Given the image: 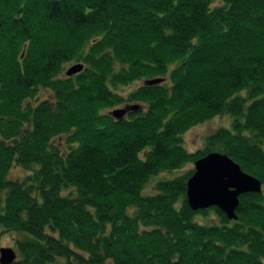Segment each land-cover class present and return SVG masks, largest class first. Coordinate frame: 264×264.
<instances>
[{"label":"trees","instance_id":"1","mask_svg":"<svg viewBox=\"0 0 264 264\" xmlns=\"http://www.w3.org/2000/svg\"><path fill=\"white\" fill-rule=\"evenodd\" d=\"M215 2L0 0V238L16 235L12 264H264V0ZM225 115L230 128L185 148L189 130ZM213 152L262 183L239 197L236 220L189 206L194 170L180 172Z\"/></svg>","mask_w":264,"mask_h":264},{"label":"water","instance_id":"2","mask_svg":"<svg viewBox=\"0 0 264 264\" xmlns=\"http://www.w3.org/2000/svg\"><path fill=\"white\" fill-rule=\"evenodd\" d=\"M84 69L77 64L67 71V76L78 74ZM163 79L148 81V85L160 84ZM138 106L118 109L113 116L122 120L128 112L137 111ZM262 183L245 173L229 156L219 152L209 153L195 162L194 174L187 182V199L196 212L212 207L220 209L229 220H236L239 197L247 193H260ZM17 258L12 248L0 249V264H12Z\"/></svg>","mask_w":264,"mask_h":264},{"label":"rangeland","instance_id":"3","mask_svg":"<svg viewBox=\"0 0 264 264\" xmlns=\"http://www.w3.org/2000/svg\"><path fill=\"white\" fill-rule=\"evenodd\" d=\"M215 4H218L217 0ZM145 84V81H140L137 83H134L133 85H130L128 87H124L122 89H119V93L122 95L126 96L130 92L138 89L139 87L143 86ZM264 97V94L262 95ZM130 105H133V103H130ZM123 108V107H122ZM231 122H232V117L225 115V116H218L215 117L214 119L196 126L189 130L186 135L184 136V146L189 152H195L200 149H204L206 146L205 139L207 136L212 134L216 129L221 128V127H231ZM195 169V164L192 166L187 167L180 173H184L186 171L194 170ZM178 173H175L177 175ZM25 176V172L19 168L13 169L11 173V177H18L22 178ZM166 175L162 174L159 175L158 177H154L151 179V181L146 185L145 188V194H153L154 192V184L158 180V178L165 177ZM167 176H172V175H167ZM198 220L199 217L197 216ZM210 220L217 219L214 213H210L209 215ZM16 235L12 233L5 234L3 237L0 238V249L1 248H12L16 249Z\"/></svg>","mask_w":264,"mask_h":264}]
</instances>
